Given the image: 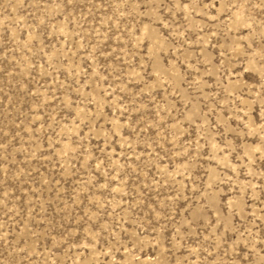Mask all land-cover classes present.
<instances>
[{"label": "rangeland", "instance_id": "374dc122", "mask_svg": "<svg viewBox=\"0 0 264 264\" xmlns=\"http://www.w3.org/2000/svg\"><path fill=\"white\" fill-rule=\"evenodd\" d=\"M0 264H264V0H0Z\"/></svg>", "mask_w": 264, "mask_h": 264}]
</instances>
